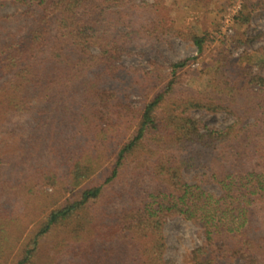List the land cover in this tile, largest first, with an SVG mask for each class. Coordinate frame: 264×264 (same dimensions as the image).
<instances>
[{"label": "trees", "instance_id": "trees-1", "mask_svg": "<svg viewBox=\"0 0 264 264\" xmlns=\"http://www.w3.org/2000/svg\"><path fill=\"white\" fill-rule=\"evenodd\" d=\"M172 1L0 0V264H176L178 216L203 235L187 264H264V29L250 31L264 0L222 36L175 26ZM172 37L201 56L141 49Z\"/></svg>", "mask_w": 264, "mask_h": 264}, {"label": "rangeland", "instance_id": "rangeland-1", "mask_svg": "<svg viewBox=\"0 0 264 264\" xmlns=\"http://www.w3.org/2000/svg\"><path fill=\"white\" fill-rule=\"evenodd\" d=\"M173 0L172 3L176 5L177 13L174 16V25L183 28H192L193 21L198 26V31L203 33L207 29H216L219 35H226L237 32H243L244 29L241 26L233 25L232 20L227 17L234 13L235 5H247L250 6L249 0ZM185 4V5H184ZM230 6V8H228ZM237 7V6H236ZM235 7V8H236ZM225 11H228L227 14ZM190 15H186L187 13ZM200 13V15H198ZM194 14V16H193ZM226 14V15H225ZM193 16V17H192ZM231 26L233 31L229 30ZM264 29V8H261L255 12L250 31L257 32ZM260 44L259 41H254L253 46L256 47ZM213 44L208 45L205 54H203L200 61H194L187 66L186 75L184 77V83L194 85V78L197 77L202 67H207L211 59L210 47ZM214 47V46H213ZM144 51H148V57H152L162 63L170 64L185 57H192L201 54L198 51L197 45L180 37H172L170 40H164L157 43L144 45L141 47ZM127 64H142L144 67L149 68L150 63L147 61V57L137 55L129 58L126 61ZM172 68L168 67L166 70L170 72ZM193 79V80H192ZM196 83H203L201 77L197 78ZM136 100L141 98V95L133 93L132 95ZM194 114L202 118L207 124L211 126L226 127L233 121V117L225 112L212 113L208 111H195ZM199 176H204V172L201 169H195L187 173V178L191 183L199 182ZM202 184L219 193L220 188L217 184L211 181H204ZM166 235L168 242L167 257L169 261L176 264H187L191 262V251L199 244L203 242V235L200 226L193 222L182 218L181 216L172 218L166 224Z\"/></svg>", "mask_w": 264, "mask_h": 264}, {"label": "built area", "instance_id": "built-area-1", "mask_svg": "<svg viewBox=\"0 0 264 264\" xmlns=\"http://www.w3.org/2000/svg\"><path fill=\"white\" fill-rule=\"evenodd\" d=\"M236 6H237V7H236ZM235 7H236V8H235ZM240 7H241V4H239V5H235V6H234V10H235L234 13H235ZM229 8H230V7H229ZM230 9H232V8H230ZM234 13H233V14H234ZM233 14H231V16L229 15V16L227 17L226 20H228V19H230V18H231L230 20H232V15H233ZM232 22H233V21H232ZM228 28H229L230 31H233L232 28H231V26H229Z\"/></svg>", "mask_w": 264, "mask_h": 264}]
</instances>
